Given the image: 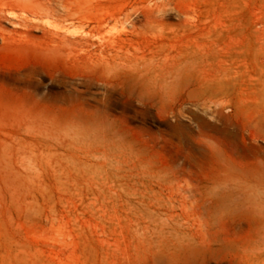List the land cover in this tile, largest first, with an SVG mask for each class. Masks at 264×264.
<instances>
[{
  "label": "bare ground",
  "instance_id": "bare-ground-1",
  "mask_svg": "<svg viewBox=\"0 0 264 264\" xmlns=\"http://www.w3.org/2000/svg\"><path fill=\"white\" fill-rule=\"evenodd\" d=\"M0 172L119 199L153 264H264V3L0 0Z\"/></svg>",
  "mask_w": 264,
  "mask_h": 264
},
{
  "label": "rangeland",
  "instance_id": "rangeland-1",
  "mask_svg": "<svg viewBox=\"0 0 264 264\" xmlns=\"http://www.w3.org/2000/svg\"><path fill=\"white\" fill-rule=\"evenodd\" d=\"M43 181L29 188V178L17 176L8 185L0 172V264H153L133 249L119 199Z\"/></svg>",
  "mask_w": 264,
  "mask_h": 264
}]
</instances>
